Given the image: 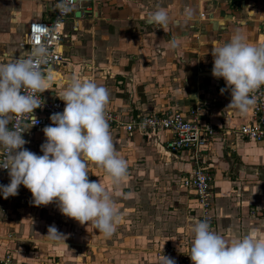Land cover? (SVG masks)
Masks as SVG:
<instances>
[{
    "label": "crops",
    "instance_id": "obj_1",
    "mask_svg": "<svg viewBox=\"0 0 264 264\" xmlns=\"http://www.w3.org/2000/svg\"><path fill=\"white\" fill-rule=\"evenodd\" d=\"M2 1L0 12L14 6L16 20L0 15V36L8 38L7 46L0 45V64H6L27 54L15 44L19 37L14 26L24 35L29 21H49L56 0ZM186 6L194 16L184 23ZM159 7L169 10L172 23L167 28L147 23V14ZM263 11L264 0H93L85 5L81 17L64 27L63 60L51 68L56 72L43 97L59 98L72 77L91 80L107 89L105 109L122 122L179 112L200 127H210L212 134L195 157L191 150H166L165 131L127 133L109 127L117 153L127 161V177L116 189L97 170L93 181L98 176L117 203L121 219L115 233L105 238L91 222L81 225L59 211L47 214L45 207L59 210L55 202L38 209L31 196L15 205L20 200L0 194V255L8 253L22 264H160L162 256L183 264L199 211L182 181L196 167L211 177V230L229 243L253 231L264 240V139L250 142L234 132L250 123L251 110L241 116L226 109L230 91L221 94L225 81L212 76L211 55L236 29L246 42L259 45ZM43 129L26 130V144L46 139ZM9 182L5 172L0 184ZM51 225L65 236L64 242L44 237ZM167 246L171 254L164 251Z\"/></svg>",
    "mask_w": 264,
    "mask_h": 264
},
{
    "label": "clouds",
    "instance_id": "obj_2",
    "mask_svg": "<svg viewBox=\"0 0 264 264\" xmlns=\"http://www.w3.org/2000/svg\"><path fill=\"white\" fill-rule=\"evenodd\" d=\"M72 0H60L61 14L73 11ZM194 11L186 6L181 21L187 23ZM147 23L167 28L171 21L169 10L159 7L149 12ZM180 22V21H177ZM176 47V40L171 41ZM212 76L225 81L221 94L230 91L231 100L226 109L244 116L256 103L253 95L264 86V44L246 42L239 29L229 40L212 48ZM48 52L35 45L27 58L0 64V168L7 170L10 182L0 184L4 199L15 197L21 185L30 191L35 207L57 203L60 213L81 225H92L110 238L116 231L121 215L112 194L100 181L89 180V163L103 169L114 189L126 179L127 161L117 153L105 116L109 94L94 81L72 77L59 98L64 102L63 112L51 115V124L43 129L45 142L37 155L26 149L19 127H9L16 116L31 114L41 106L37 93L46 91L52 79L51 70L45 71ZM120 195V193H116ZM131 193L125 194V198ZM192 239L188 256L192 264H264V240L255 232L231 243L211 230L208 221L197 222L191 229ZM51 242L65 241L55 225L48 227L44 236ZM160 264H176L162 256Z\"/></svg>",
    "mask_w": 264,
    "mask_h": 264
},
{
    "label": "built area",
    "instance_id": "obj_3",
    "mask_svg": "<svg viewBox=\"0 0 264 264\" xmlns=\"http://www.w3.org/2000/svg\"><path fill=\"white\" fill-rule=\"evenodd\" d=\"M92 1L93 0H72L70 6L73 11L62 15L58 8L60 0H56L53 7V16L49 21H29L23 35V45L27 50V54L24 58H27L28 53L35 45L42 44L48 52V63L44 66L46 72L48 69L51 70L56 63L63 60L60 40L64 33V27L69 20L78 19L79 16L81 17L83 12L81 8L82 4L91 3ZM79 8V15L77 17L73 16V12ZM71 30H75V27L71 26ZM261 44H264V11L261 17L259 32V45ZM253 95L255 96L256 103L251 107L250 123L240 125L234 132L241 139L250 142H259L264 139V86ZM37 96L41 99V106L33 112V116L36 118L37 123L33 125L31 114H25L24 116H16L9 124L10 128L13 126L19 127L20 130L23 131L22 136L28 129L39 131L50 125L51 115L54 113H61L64 110L65 104L61 99L46 100L42 93H37ZM190 114H193V112L191 111ZM105 116L109 127L119 128L127 133L137 131L145 134H155L160 131H165L169 135V138L164 143L166 150L170 152L191 150L195 157L198 155V150L207 145L212 134V129L210 127H200L194 120H187L179 112H167L159 116L147 115L137 117L127 123L120 121L114 113L107 109H105ZM4 156L5 153L0 152V159H3ZM5 172H7V170L0 168V178ZM210 183L211 177L209 173L200 167H196L190 177L182 181L183 187L191 189L194 194L199 211L196 223L200 221H208L210 225L212 223L210 214L212 199ZM166 252L171 254L172 250L168 249ZM188 254L189 253L183 254V264H192ZM0 264L22 263L13 259L10 254L5 253L0 255ZM36 264L54 263L40 261Z\"/></svg>",
    "mask_w": 264,
    "mask_h": 264
},
{
    "label": "rangeland",
    "instance_id": "obj_4",
    "mask_svg": "<svg viewBox=\"0 0 264 264\" xmlns=\"http://www.w3.org/2000/svg\"><path fill=\"white\" fill-rule=\"evenodd\" d=\"M0 2H3L2 0H0ZM87 4H90V3H85V4H82L81 8L83 10L84 6L87 5ZM3 8V7H2ZM5 9V8H3ZM0 15H4L6 17V19H10L11 21L13 20V23H16V20L15 17H14V6H11L9 9H5V10H2L0 12ZM17 26V25H16ZM14 33L18 35V39H16L15 41L17 43H15L17 46L21 47V48H24V45H23V41H24V37H23V32L20 30H16L15 26H14ZM20 39V40H19ZM7 42H8V38L3 35V36H0V45L2 46H7ZM3 48V47H1ZM46 139L44 138H38L36 140V142H34L33 144H30V145H24V147L28 150H30L31 152H34L36 153L37 155H43V153L40 151V148H41V145L45 142ZM88 170H89V180L90 181H93V179L95 177H93V174L94 172L97 170V174H99V178H102V176L105 174L103 169L99 168L98 166H94L92 163H89V166H88ZM98 176H96V179L98 181ZM19 191H22L24 193H20L18 192V195L15 196V197H11L12 200H20V202H17L15 205H20L19 203H25L23 201V198L26 197L28 200H29V197L31 196L30 191L27 190L26 188L23 187V185H21ZM123 192H128V189L126 190H122ZM29 192V193H28ZM25 199V198H24ZM137 201H139L140 199H136ZM40 207H38L39 209ZM44 210L47 212V214L50 212V213H53L54 211L59 213L60 211L56 209V207L52 208V207H45ZM59 211V212H58ZM134 218H135V221H139L140 220V213L137 212V214H134ZM168 247H166V249L164 251H167L168 250ZM157 254H159V251L156 252ZM165 253V252H164Z\"/></svg>",
    "mask_w": 264,
    "mask_h": 264
},
{
    "label": "water",
    "instance_id": "obj_5",
    "mask_svg": "<svg viewBox=\"0 0 264 264\" xmlns=\"http://www.w3.org/2000/svg\"><path fill=\"white\" fill-rule=\"evenodd\" d=\"M78 15H79V13H78V12H76L74 16H75V17H77Z\"/></svg>",
    "mask_w": 264,
    "mask_h": 264
},
{
    "label": "bare ground",
    "instance_id": "obj_6",
    "mask_svg": "<svg viewBox=\"0 0 264 264\" xmlns=\"http://www.w3.org/2000/svg\"><path fill=\"white\" fill-rule=\"evenodd\" d=\"M55 72H56V71H52V70H51V74H52V73H55Z\"/></svg>",
    "mask_w": 264,
    "mask_h": 264
}]
</instances>
